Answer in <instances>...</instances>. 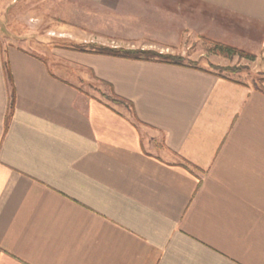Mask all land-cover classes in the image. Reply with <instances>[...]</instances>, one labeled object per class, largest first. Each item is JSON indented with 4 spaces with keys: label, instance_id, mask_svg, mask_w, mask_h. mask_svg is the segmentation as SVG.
Here are the masks:
<instances>
[{
    "label": "crops",
    "instance_id": "crops-1",
    "mask_svg": "<svg viewBox=\"0 0 264 264\" xmlns=\"http://www.w3.org/2000/svg\"><path fill=\"white\" fill-rule=\"evenodd\" d=\"M44 2L88 34L264 54V0ZM61 51L0 37V264H264V83Z\"/></svg>",
    "mask_w": 264,
    "mask_h": 264
},
{
    "label": "rangeland",
    "instance_id": "rangeland-1",
    "mask_svg": "<svg viewBox=\"0 0 264 264\" xmlns=\"http://www.w3.org/2000/svg\"><path fill=\"white\" fill-rule=\"evenodd\" d=\"M49 8L44 0L11 3L5 12L0 11V29L4 32L0 37L9 43L19 45L25 42L30 43L35 52L48 54L51 50H54V54H59L62 53L61 50L77 51L78 48L80 50L107 48L153 51L179 57L185 64L196 65L254 88H259L264 83V54L259 57L254 56L255 59L250 61L237 56L227 58L213 54L210 52V44L203 39H188L169 45L160 41L157 36L88 34V28L83 30L77 28L76 24L80 23L76 19H69L66 23L54 19ZM149 21L154 31L160 23L161 26L163 25L162 20L155 16H152ZM61 30H69L73 34H59ZM160 31L164 32L162 29ZM86 89L90 90L88 87ZM96 89L91 92L99 99L109 104L116 103L106 85L96 84Z\"/></svg>",
    "mask_w": 264,
    "mask_h": 264
},
{
    "label": "trees",
    "instance_id": "trees-1",
    "mask_svg": "<svg viewBox=\"0 0 264 264\" xmlns=\"http://www.w3.org/2000/svg\"><path fill=\"white\" fill-rule=\"evenodd\" d=\"M210 44V52L213 54H217L223 57L232 58V57H241L247 60L253 61L255 59L254 56L245 53L241 50L215 43V42H208ZM77 51H84L91 54L106 56V57H113L119 59H127V60H135V61H149V62H158L164 64H171L177 66H191L193 64L190 63H183L181 58L173 57L170 55H163L153 51H145V50H120V49H107V48H94L93 50H83L79 49ZM118 102L119 100H115Z\"/></svg>",
    "mask_w": 264,
    "mask_h": 264
}]
</instances>
